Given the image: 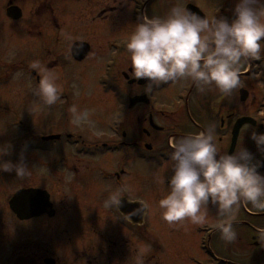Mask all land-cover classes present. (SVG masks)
Segmentation results:
<instances>
[{"label":"flooded vegetation","instance_id":"af4514ba","mask_svg":"<svg viewBox=\"0 0 264 264\" xmlns=\"http://www.w3.org/2000/svg\"><path fill=\"white\" fill-rule=\"evenodd\" d=\"M99 1L100 8L90 13L92 22H104L106 14L116 9L114 5L105 6L104 0ZM23 3H30L29 10ZM71 3L73 0H0V98L6 94L11 74L21 72V80L33 83L35 103L44 104L36 94V88L45 71L54 72L57 68L63 70L61 67L68 64L70 59L80 61L71 54L74 41L68 45V49V43L63 41L71 38ZM146 3L143 1L138 8L144 9L140 18L145 16ZM12 6L17 7L18 18L8 13ZM135 10L133 17L137 20ZM220 11L214 15H229L223 7H220ZM62 17H65L63 40L58 31L63 24L59 21ZM10 30L22 39L20 48L25 46L34 51L32 46L38 44L36 54L42 52L43 58L38 59L36 55L33 63L29 54L26 58L10 60ZM78 40L89 44L90 49L82 60L89 58L92 52L89 39L75 41ZM59 43L64 51L57 53ZM117 56L111 61L112 68L120 59ZM124 56L125 63L122 67L118 65L115 75H110L108 79L103 76L97 78L113 94L126 97L127 118L120 116L113 121V134L123 138L88 142L82 134L67 129V122L72 117V98H69L67 86L61 84L60 78V103L47 105V108L50 113H54V117L57 116V120L64 118V128L38 136L31 135V144L26 145L21 141L17 146V154L7 153L4 156V159L13 161L23 156L25 163L31 167L28 164L31 156L25 153L26 150L49 152L46 161L36 157V166L31 169L32 181H23L29 176L16 177L19 183L11 196L9 188L15 172L0 170V264H137L138 245H142L149 253L152 246L159 248L149 232L146 217L157 197L168 190L167 178L172 174L168 155L173 142L201 131L209 123L216 125V138L221 152H231L242 145L256 158L264 160V154L257 151L250 136L253 129L264 132L261 127L264 125V112L261 111V103L254 88L256 78L261 77L263 80L262 57L243 60L240 65L241 85L231 94L223 95L215 86L201 92L190 79L162 83L146 93V82L132 76L128 51L124 52ZM34 64L39 67L34 68ZM258 81L261 82L260 79ZM123 82L128 85L127 92L122 89ZM160 96L165 100L159 101ZM138 97L141 98L130 104V100ZM243 116H250L254 122L241 125L232 146L234 124ZM50 136L54 137L48 138ZM69 149L74 154L69 153ZM105 152L116 155L117 159L111 163L112 168L103 165L93 168L80 164V158H101ZM42 162L48 170L44 174H40L39 164ZM138 162L143 165L140 172L153 177L162 189L155 190L148 200L135 196L131 189ZM153 167H160L161 170L157 171ZM131 168L135 169L134 176ZM258 170L264 173V166ZM121 186L128 189L121 205L128 212L122 211L121 207L105 208L104 200L109 193ZM20 189L36 191L20 200L17 204L19 213H16L10 206V199ZM139 208L145 210L138 220ZM217 217L215 220L208 219L203 225H193L187 221L180 227L186 238H193L204 261L213 256L209 239L216 233V225L225 219L242 226L244 239L240 234L237 235V241L244 242L247 247L252 245L258 254L264 255V211L255 209L250 202L241 201L230 217ZM201 258V255L188 254L190 264H204ZM226 259L230 264H249L233 256Z\"/></svg>","mask_w":264,"mask_h":264},{"label":"clouds","instance_id":"9594fccd","mask_svg":"<svg viewBox=\"0 0 264 264\" xmlns=\"http://www.w3.org/2000/svg\"><path fill=\"white\" fill-rule=\"evenodd\" d=\"M233 11L229 20L200 15L177 4L164 16H143L125 42L132 76L146 82V93L162 83L190 79L201 92L215 86L221 94H231L242 83L241 62L264 56V0H237ZM56 79L45 71L38 82L36 94L45 105H54L61 99L62 89ZM75 94H79L78 89ZM70 110L75 124L92 123L93 110L77 105ZM250 136L257 151L264 154V132L253 129ZM171 147L168 190L157 201L162 218L170 225L185 220L193 225L207 223L209 203L226 218L241 201L264 211V173L258 170L264 160L242 145L231 152H221L215 123L182 136ZM10 148V144L0 143V170L14 171L18 178L30 176L31 168L23 156L17 161L4 159ZM127 191L126 186L112 190L104 207H121ZM216 227L224 241L230 243L237 238L231 219ZM138 264H143L142 258Z\"/></svg>","mask_w":264,"mask_h":264},{"label":"rangeland","instance_id":"374dc122","mask_svg":"<svg viewBox=\"0 0 264 264\" xmlns=\"http://www.w3.org/2000/svg\"><path fill=\"white\" fill-rule=\"evenodd\" d=\"M143 1L147 2L145 16H164L174 5H185L190 2L197 5L208 17L220 13V7H223L225 12L230 15H226V18L229 20L234 16L233 9L237 2V0H104L103 4L105 6L114 5L116 6V9L113 12L106 14L107 16L104 22H92V14L90 13L95 12L96 8H100L101 2L99 0H73L70 9V11H72V23L69 29V36L71 38H67L66 40L62 39L65 17H62L59 20L63 23L61 24V29H58L59 35L61 40L68 43L67 49L69 48L68 45L76 39H89L92 44L91 56L84 60L81 59L80 61L70 59L72 62L69 60L68 64H63V67H61L63 70L57 68L54 72L49 71V73L56 76V82L58 85L61 78V84L67 86L66 92L68 93L69 98H72V105H77L80 109L87 108L93 110L90 115L92 123H82L77 125L73 122V114L67 122V129L71 132L73 131V133L82 134L88 142H108V140L111 139L123 138L122 136L113 134V128L115 126L113 121L121 117L127 118V112L125 109L126 97H120L113 94L111 91L107 90L106 84L101 83L97 78L103 76L106 77L104 79H108L110 75L112 76L113 74H116L118 65L122 67L125 63L124 52L128 51L125 47V42L130 33L134 30L135 24L138 21L134 19L133 11L136 9V15L142 16L144 14V9L138 8L141 3L143 4ZM29 4L23 3V5L27 6V10H29ZM12 31L10 30L9 32L10 60L26 58L29 54L33 58V63L35 62L36 55L38 59L43 58L44 55L42 52L36 54V51L38 53V44L32 46L34 47V51L25 48V46L20 48L23 41ZM57 50V53L64 51V47L61 46V43L57 44ZM120 50L122 52H120ZM116 56L117 59H120L117 60L115 66L112 68L113 63L111 61ZM262 59L263 73L261 74L263 80L261 77L256 78L257 81L254 82V88L257 93V99L262 104H259V106H261V111L264 112V56H262ZM110 63L111 66H109ZM28 66L30 67V64H28ZM20 74L22 73L16 72L11 74L6 94L0 98V129H2L0 130V143H8L11 145L10 151L8 152L9 155H15L19 152L17 146L21 141L26 145L31 144V135L38 136L42 133L55 132L64 128V126H62L64 124V118H62L63 120H57V116L54 117V113L49 112L50 109L47 108V105L42 103L38 105L35 103L33 98V83L29 80H21ZM258 79H260L261 82L258 81ZM257 85L258 88L256 87ZM127 86L128 85L125 82L122 83V89L126 92L128 91ZM77 89L79 94H75ZM161 99L163 98H159V101ZM56 103L59 105V100ZM25 153L31 156L28 164H30L32 170L34 165L36 166L34 161L37 156L40 157L41 161H46L47 156L49 155V152L43 153L32 150H26ZM69 153L74 154L71 149H69ZM101 155V158H80V164L82 166L89 165L93 168L97 165L112 168L113 165H111V163L117 159L115 153L105 152ZM44 166L45 163L43 162L39 164L41 170L40 174H44V172L48 171ZM142 167L143 165L141 163L138 162L136 164V176L132 180L133 187L131 189L135 196L148 200L155 190L162 189L160 184H158L153 177L140 172ZM154 169L157 171L161 170L160 167ZM131 170L132 176H134L135 169L131 168ZM13 177L9 188L10 196L12 191L17 187L16 185L19 183V180L16 179L15 173L13 174ZM27 180L32 181L30 176L23 181L28 182ZM160 198L161 196L159 195L146 217L149 232L152 234L153 238L156 239V244L159 248L155 245L152 246L151 254V252L149 253L142 245H138L137 264L138 260L141 258L143 264L154 262L157 264H190L188 254H195L196 256L201 255V260L204 264H209L210 262L212 264H230L226 258L231 256L249 264H264V255L258 254L252 245L247 247L244 242L242 243V241H237L236 239L230 243L226 242L221 238L219 229H217L216 233L209 239V244L211 243L212 246L211 252L213 256L204 261L202 253L198 251L193 238H186V235L181 231L180 227L183 226L187 220L182 224L170 225L162 218L161 210L157 204V201ZM207 212L209 220H215L218 218L215 205L209 203L207 205ZM233 226L237 235L241 234L243 240L245 232L243 231L242 226L239 224H233ZM218 255H221L222 257H219Z\"/></svg>","mask_w":264,"mask_h":264},{"label":"water","instance_id":"95a60500","mask_svg":"<svg viewBox=\"0 0 264 264\" xmlns=\"http://www.w3.org/2000/svg\"><path fill=\"white\" fill-rule=\"evenodd\" d=\"M186 7L192 11V12H195L197 14H200V15H204V13L200 10V8L192 3H188L186 5ZM17 7L15 6H12V7H9L8 9V13L9 14H12V17L13 18H18L19 17V14L16 13V9ZM205 16V15H204ZM90 49L89 47V44L85 41H74L72 44H71V54H72V57L76 60H81L83 59L88 50ZM141 97H138V98H134L132 100H130V104L135 101L136 99H140ZM243 98V96H242ZM245 122H254V120L249 117V116H243V117H239L235 124H234V127H233V139H232V146L235 144V141H236V137H237V133H238V130L239 128L241 127V125ZM36 190H33V189H20L18 191H16L14 193V195L12 196V198L10 199V206L11 208L16 212V213H19V210L17 208V204L20 203V200L27 196V195H30L32 193H34ZM139 204V203H138ZM141 204V203H140ZM121 209L122 211H127V208L124 207V206H121ZM142 215H143V208H139L138 209V215H137V218L138 220L142 218Z\"/></svg>","mask_w":264,"mask_h":264}]
</instances>
